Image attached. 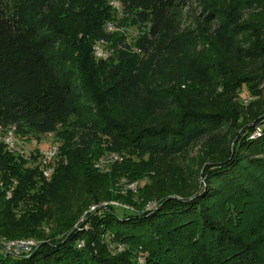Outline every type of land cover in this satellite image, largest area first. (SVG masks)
Masks as SVG:
<instances>
[{
    "label": "trees",
    "instance_id": "obj_1",
    "mask_svg": "<svg viewBox=\"0 0 264 264\" xmlns=\"http://www.w3.org/2000/svg\"><path fill=\"white\" fill-rule=\"evenodd\" d=\"M195 1L197 13L178 0H121L137 36L95 59L93 44L106 38L103 0H0V124L59 142L48 178L37 152L25 158L0 143V264H131L108 256L106 232L151 247L145 264H264V236L250 240L202 201L220 178L264 202V116L205 164L192 198L163 197L146 212L101 202L121 197L115 172L99 166L103 153L118 157L110 166L122 152L178 153L231 121L232 94L218 85L232 93L264 79V0ZM16 239L35 245L3 250Z\"/></svg>",
    "mask_w": 264,
    "mask_h": 264
},
{
    "label": "rangeland",
    "instance_id": "obj_2",
    "mask_svg": "<svg viewBox=\"0 0 264 264\" xmlns=\"http://www.w3.org/2000/svg\"><path fill=\"white\" fill-rule=\"evenodd\" d=\"M113 1L103 0V10L105 9L108 15L103 22V33L106 38L93 44L95 59L101 58L102 56L99 55L101 53H105L107 56L118 46V42L132 44L138 33V30L130 24L129 14L125 11L121 0H117L119 5H115ZM178 1L183 6L182 12H199L195 0ZM224 91L228 92H225L226 95L232 94L229 101L231 108L229 118L231 121H227L226 125H222L219 129H214V131L200 137L186 149L165 156L128 151L122 152L124 155L123 163L113 166L109 165L112 162L101 163L99 166L104 167L103 170L115 172L113 186L117 187V193L121 197L130 193L132 204L126 202L123 197L116 200L106 199L101 202H108V205L112 202L113 206L124 207L128 210L134 206H139L140 212H146L156 208L159 203L157 200L163 197L184 195L183 197L192 198L195 193H201L206 177L208 178L205 164L221 152L242 124L253 123L255 116H257L256 119L264 116V79L252 82L250 85L242 84L232 93L221 85L217 86L216 92L218 94L224 93ZM13 135L16 143L14 154H22L26 158L29 154L37 152L40 155L37 166L45 152L44 148L52 144H59L54 133L26 132L25 135L21 136L20 133L14 132ZM257 136L258 129L254 128L250 137L255 138ZM231 147L232 145L230 146L232 151ZM113 153L119 155L117 152ZM104 156L107 159L108 154L103 153L100 158H104ZM213 184L218 189L205 195L202 199L204 204H209L212 211H218L220 219L226 225L243 233L250 240L255 241L264 236V202L256 206L252 198L239 196L231 186L226 185L220 178H214ZM139 192L146 195L147 198L141 200L137 196ZM253 195L257 196L258 194L253 193ZM8 196L9 192H6L5 197ZM120 211L118 210V212ZM81 217L78 218L77 222L82 220ZM44 232L47 233L48 231ZM99 238L105 246L108 256L123 263L130 260L132 261L131 264H145V258L151 251V247L147 245L113 240V236L107 232L100 234ZM82 243L83 239H80L78 245H82ZM258 244L262 247L261 254L264 255V240L261 243L259 241ZM33 245H35V241L32 239L2 242L3 250L13 252L19 251L17 249L22 247L30 248Z\"/></svg>",
    "mask_w": 264,
    "mask_h": 264
},
{
    "label": "bare ground",
    "instance_id": "obj_3",
    "mask_svg": "<svg viewBox=\"0 0 264 264\" xmlns=\"http://www.w3.org/2000/svg\"><path fill=\"white\" fill-rule=\"evenodd\" d=\"M113 2H114L115 5H119L117 0H114ZM99 55L102 56L101 58H105L106 57L105 53L104 54L101 53ZM14 132H15V127H3L0 124V143H3L5 148L8 151H10L11 153H14L15 150H16L15 137L13 135ZM5 138H8L9 140H6ZM47 148H53V153L51 154V156L46 157L45 160L41 159V161L38 163V169H39V167H45V166L47 168H52L51 171L48 173V175H46L43 172H41V174H42V176L44 178H48L52 174V172L54 171L55 164H56V161H57V153H58L59 144H52V145H50ZM42 156H45V152H44V154ZM117 159H118V157L116 155H109L107 157V160H111V161H113V160L118 161ZM104 160H101V161H104ZM103 205H106V203H103Z\"/></svg>",
    "mask_w": 264,
    "mask_h": 264
},
{
    "label": "built area",
    "instance_id": "obj_4",
    "mask_svg": "<svg viewBox=\"0 0 264 264\" xmlns=\"http://www.w3.org/2000/svg\"><path fill=\"white\" fill-rule=\"evenodd\" d=\"M6 140H9L8 138H5ZM45 149V156H41V159H44L48 156H51V154L53 153V148H47V146L44 148ZM108 163V162H113L111 160H107L105 159L104 161H101V163ZM52 168H47L45 167H39V172H43L44 174L48 175V173L51 171ZM105 207H97L98 212H100V210H102ZM7 248H9L7 245H5ZM29 248H21V249H17V250H28Z\"/></svg>",
    "mask_w": 264,
    "mask_h": 264
}]
</instances>
